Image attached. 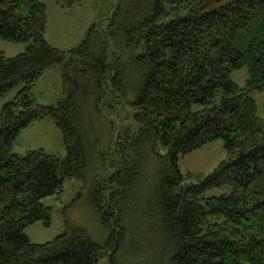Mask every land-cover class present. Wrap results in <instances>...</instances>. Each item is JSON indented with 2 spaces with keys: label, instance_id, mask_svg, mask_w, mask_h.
I'll use <instances>...</instances> for the list:
<instances>
[{
  "label": "trees",
  "instance_id": "obj_1",
  "mask_svg": "<svg viewBox=\"0 0 264 264\" xmlns=\"http://www.w3.org/2000/svg\"><path fill=\"white\" fill-rule=\"evenodd\" d=\"M112 5L64 50L46 39L45 0H0V37L29 43L13 57L0 50V100L20 87L0 107V264H131L141 251L157 264H264V118L253 97L264 89V0ZM53 65L66 95L47 105L33 87ZM242 68L244 86L233 79ZM44 118L67 155L16 153L21 132ZM219 139L226 157L184 184L180 157ZM70 178L84 181L73 203L97 216L106 240L66 206L65 229L32 242L26 227L50 225L43 200L61 202Z\"/></svg>",
  "mask_w": 264,
  "mask_h": 264
},
{
  "label": "rangeland",
  "instance_id": "obj_2",
  "mask_svg": "<svg viewBox=\"0 0 264 264\" xmlns=\"http://www.w3.org/2000/svg\"><path fill=\"white\" fill-rule=\"evenodd\" d=\"M117 1H110L107 5L104 3L100 8L95 4V0H83L82 4L64 8L57 4L55 0H45L46 39L53 46L64 50L77 46L93 23L98 22L101 17L107 18L112 14L114 7L112 4ZM28 44L25 42H10L0 37V50L4 51L9 57L23 52ZM247 76V68H242L234 72L233 79L240 86H244ZM19 88H14L5 98L1 99L0 107L5 101L13 97ZM33 91L36 100L47 105L57 104L59 100L64 98L66 93L61 66L48 67L37 79ZM253 97L258 104L259 115L264 118V89L255 92ZM39 148H44L46 152L60 157L67 155L63 132L51 118H44L30 124L14 142V151L21 155L26 154L29 150ZM225 157L226 153L221 139L207 143L186 155H182L179 165L184 177V184L201 182ZM83 184L84 181L81 179L70 178L66 181L61 202H58L53 196L46 197L43 200L45 204L53 206L52 220L50 225H45L42 221H39L26 227L25 232L32 242L43 243L53 240L65 229L64 208L66 206L70 207L67 212L70 220L84 225L96 240L100 242L106 240L108 233L97 216L82 201H79L78 204L73 203L76 201V196L81 191ZM229 191L230 189L227 187L213 188L206 191L205 195H219ZM147 254L149 255V252ZM147 254L145 251L137 253L134 262L131 264H157L156 261L148 263ZM107 257L108 255L101 262H107ZM243 264L249 263L245 262Z\"/></svg>",
  "mask_w": 264,
  "mask_h": 264
}]
</instances>
